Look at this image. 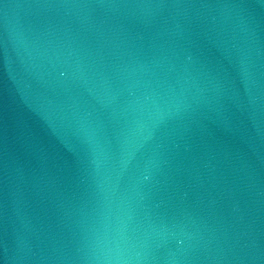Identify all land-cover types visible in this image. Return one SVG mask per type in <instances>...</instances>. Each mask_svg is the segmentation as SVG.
<instances>
[{
	"label": "water",
	"instance_id": "1",
	"mask_svg": "<svg viewBox=\"0 0 264 264\" xmlns=\"http://www.w3.org/2000/svg\"><path fill=\"white\" fill-rule=\"evenodd\" d=\"M0 264H264V0H0Z\"/></svg>",
	"mask_w": 264,
	"mask_h": 264
}]
</instances>
